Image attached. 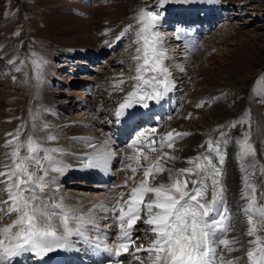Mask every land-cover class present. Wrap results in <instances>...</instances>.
Wrapping results in <instances>:
<instances>
[{"label":"snow or ice","instance_id":"1","mask_svg":"<svg viewBox=\"0 0 264 264\" xmlns=\"http://www.w3.org/2000/svg\"><path fill=\"white\" fill-rule=\"evenodd\" d=\"M194 2L157 0L159 11L151 10L156 5L139 8L134 16L135 28L129 24L116 36L115 42H119L133 32L135 45L130 68L134 74L128 77L132 87L115 109L117 123L135 120L138 106L148 109L149 101L160 102L174 89L173 74L166 63L170 57L158 29L166 5ZM32 64L40 81L46 61L33 60ZM179 70L184 71L183 67ZM120 77L113 82L114 88L126 82L123 72ZM245 122H249L247 113L228 126ZM21 130L22 126L7 134L10 138L5 146L10 151L5 156L10 163L0 168V196L6 197L0 199V221L15 217L8 224H0V264H14L25 254L43 260L58 250H73L77 242L96 253L114 255L115 264L125 254L132 257V264H264V205L257 201L264 191L255 182L257 175L264 177V166L258 165L250 130L235 141L243 201L240 212L245 223L240 236L233 234L236 231L233 213L223 181L225 149L231 140L223 131L219 137L206 139L207 148L201 144L204 151L187 158V166L181 168L168 165L178 159L173 154L176 141L191 133L173 129L157 140L156 128L139 132L128 145L134 148V154L126 157L136 166L129 163L124 169L133 175L126 177L121 185L113 186L127 191L82 211L67 207L48 191L56 182L53 174L62 175L68 169L57 155L63 149L45 146L30 134L21 140ZM46 138L52 141L57 137L49 133ZM112 143L105 140L98 148L90 144L93 151L80 157L82 168L110 171L117 156ZM165 147L170 151H160L154 160L150 159L148 153H157ZM138 172H142V178L137 181ZM164 175L167 178L158 181ZM109 219L112 223L102 229L100 222ZM140 225L144 226L143 238L149 242L136 247L141 236L133 234ZM111 228L118 229L114 247L107 243ZM90 233H95V238ZM237 252L240 255H233Z\"/></svg>","mask_w":264,"mask_h":264},{"label":"bare ground","instance_id":"2","mask_svg":"<svg viewBox=\"0 0 264 264\" xmlns=\"http://www.w3.org/2000/svg\"><path fill=\"white\" fill-rule=\"evenodd\" d=\"M244 3H245L244 1L234 2L230 6H226V5L223 6L221 9L218 7L217 2L211 1V0H202V2H198L195 0L194 3L179 4V5H182L183 9H186L189 11L190 19L194 16L195 10L200 7L201 11L203 12V19L205 21H208L210 18L211 19L215 18L217 14H219V15L221 14V16H222L225 14L237 12L238 10H240L244 6ZM83 8H86V6L84 5ZM260 15L262 16L264 14L262 13V14H259L258 16H260ZM70 16H71V14L68 17H70ZM71 17L76 21H84L86 26L83 27V29L88 31L86 28H88V25H90V24L87 23V19H86L87 17L86 18H83V16H82V18H78V17L74 18V16H71ZM195 18H196V16H195ZM60 21H61L60 22L61 24L64 23V25H66L64 20L63 21L60 20ZM243 24L247 25L248 22L244 21ZM68 28H69V30L70 29L73 30L74 35H75V32L80 30V29H77L75 27H68ZM238 28H240V27H238ZM74 35L70 34L68 37L69 38L75 37ZM162 35H163V37H167V41L172 40V38L168 37L169 36L168 33L163 32ZM249 35L254 37V33H252V32H250ZM76 36L79 39V41L75 40L78 44H81L83 42L85 44L88 43L89 37H90L88 32L83 34V35L81 33L83 41L80 42L81 36L78 33L76 34ZM173 45L176 47L174 48V46H173L171 48H168V50H169L168 56L169 57L172 56L174 53L181 55L184 58H185V56L187 57V55L184 52H183V54L181 53V51H180L181 49L179 48L178 45H175V44H173ZM185 66L184 65L182 66L180 64V62H177L172 67L173 70H170L173 74V79H174V83H175V87L171 91L172 95H174V93L184 89V87H186L187 81H189L188 79L184 80L182 78L184 75L183 74L184 71L181 72L179 70L180 67H183V69L185 70ZM71 68H73V67H71ZM187 69H188V67H187ZM177 70L179 71V73L176 72ZM108 72H107V74L104 72L101 73V74H103V77H102L103 80H100V82L97 83V85H96L97 88L95 90L90 89L92 92L80 91L77 87H75V84H78L79 81L84 80V82L87 83V80H89V78L87 76H84L81 74L78 77L71 76V75H65L66 80L62 79V82H64V86L62 89L52 90V92L50 89L49 92H46V93H48L47 95H52L54 97L58 96V94H60V93L64 94L61 101L58 99L59 100L58 103H61V107H59L58 109H61V108L65 109L68 105V102H71L72 105L76 104L77 110L82 111V113L89 112L90 115L92 116V122H95L94 116H96L97 120H101V119L103 120L106 118L105 119L106 125H109L110 121L108 118L109 117L108 112L105 113L106 108H103L100 105L101 103H103L102 100H100L99 102H96V105L94 107L89 106L87 104V102L91 103L92 102L91 97L93 98V97L99 95L98 98H100V99L113 98V97L119 98L120 99V101L118 102V104H119L120 102H122L124 95L128 91L131 90L132 84L130 85V87H128V88H126V87H127V84L129 82H132V81H130L128 78L127 79L124 78L127 84L126 85H119L117 88V91L119 89H123V91H120V92L116 91L115 93H113V90H112L113 86L108 87L105 82H109L112 79L121 78V77H112L113 73H111L110 71H108ZM108 75H109V77H108ZM111 77H112V79H109ZM75 79H78V81L77 80L75 81ZM192 79H194V78H192ZM68 82H70V83H68ZM192 85H194V84H191V86ZM53 88H56V87H53ZM100 90L103 92H101ZM7 92H9V91H7ZM105 95H108V96H105ZM80 96L85 100V102H86L85 104L83 102H81L82 100L79 98ZM57 98H61V97H57ZM174 99L175 98L172 96L169 106H171L173 104ZM198 101L202 102V101H204V99H202V101H201L200 99L192 98V94L189 95V97H187L184 100L183 108H182L180 114L179 115L177 114L178 116L176 115L177 118L175 119V122L180 121L184 115L191 114L190 115L192 117V118H190L191 119V121H190L191 128L185 129V126H184L185 131H182L181 129L179 130V128H178L179 131L189 132V133H191V135L183 137L182 139L176 141L175 151L173 152V154L175 156H177L178 159L174 162V164L168 165L169 167H174V168L183 167V164H186L185 163L186 159L189 157H193V154L196 153L195 151L197 150V147L199 145L198 142L201 138V135H203L207 132L206 130H203L202 127H208L210 124H212V121H210V120H212V117L214 115L217 116V115L228 113L230 111V109L227 107V105H225V103L223 102V94H218V93L214 94V96L211 97L210 100L205 102L206 105L203 107H197ZM155 104H156V101H150L149 102L150 106L155 105ZM41 109H42V112H44V114H46V110H49L50 108L48 106H45V107L43 106ZM168 110H169V108L165 111H168ZM101 112H103V114H101L99 116V114ZM49 114H52V113H49ZM53 115H55V114H53ZM43 117H45V116H43ZM55 118H57V120H53L54 121L53 123L58 122V121H62V122H59L58 124H54V125H51V124L49 126L47 125L48 127H45V125L42 126L41 127L42 135H43V137L46 138V136H45L46 133H44V132L45 131L47 132L48 129H53L54 127L58 128V131L59 130L61 131L62 135L57 136V138L58 139L63 138L64 142H65V144H64V147H65L64 163L68 166L67 171H65V172H67V174H71L70 172H68V170H72V171H75L77 173L74 175H78L81 177H83V175H94V174H98L99 175L98 177H107L108 175L109 176H116V178L110 184L111 186L110 187L108 185L105 186L103 188L104 190H102V191H99V187L103 184L93 183L92 185L97 184V185H94L97 187V189L93 190L94 191L93 196L84 195V194L81 195L77 192H73V189H70L69 187H67L68 189H65L62 186L60 188V190L62 191L61 193H63V194H61V198H62V201L64 202V204L67 207L72 208V209H80L82 211H86L89 207H91L95 203L105 201L109 197H117L121 191H127L126 188H114L113 187V186H115V184L121 185L124 182L126 177H131L133 175L131 171L124 170L125 166L130 163L129 161H125L123 159V157L125 155L124 153L133 154L132 151L133 152L135 151L134 148H130L128 145L137 136V134L139 132L147 131L150 128H157L155 126H152V124H151L152 121L147 122L146 126H144L137 133H135V135L130 139L129 144L127 146H120L121 142L126 141L125 137L127 136V134H128L127 132H129V131L122 132L118 135L110 136V135H108L109 130H107L104 132L103 136H99L97 134L98 130L95 128V126H93L91 121H84V122L79 121V122H76L75 124H65L64 121L66 120V118H61L58 115H55ZM0 122H1L0 123L1 125L4 124L2 122V120H0ZM169 123H170V121H169ZM187 124L189 127V123H187ZM187 124H185V125H187ZM171 125H172V123H171ZM181 125H183L182 122H181L180 126ZM220 125H221V122H220V124L218 123L217 126L212 128V130L217 129V131L214 133V136H216V137H217V134L219 133ZM155 135L158 137L157 132ZM98 136L102 137V141L98 140ZM159 138H160V136L157 138V140H159ZM46 140H47V138H46ZM105 140H108L110 142L114 141V143H112V147H113V150L117 153V156L113 159L111 165L113 166L116 164V169L112 170V167H110V171H108V172L96 170V171H94V174H92L91 171L86 172L85 169L82 168L83 161L80 159V157L85 153H89V152L93 151V148L89 146L90 144L94 145L95 147L98 148L103 144V142ZM47 141L51 143L55 140H52V141L47 140ZM234 145H236L235 140L233 138H231L230 142L228 143V145L225 149L227 155H226L225 163L223 166V168H224L223 181H224V185L226 186V189H227V191H226L227 202H228V205L231 209V212L233 213V224H234V227L236 229L235 233H233V234L236 236H240L241 233L244 231L241 228V225L244 221V217H243L242 213L240 212V208L243 204V201L240 199L241 173L238 170V165H237V161H236V157H235L236 147ZM122 147L128 148L126 150V152H122V150H121ZM160 151L168 152L170 150L167 149L166 147L162 150H158L157 153H155V155H153L150 159L154 160L156 155H158L160 153ZM191 154H192V156H191ZM121 158H122V160H121ZM131 163H133V166H136L134 162H131ZM141 178H142V172H138L135 176V180L138 181ZM166 178H167L166 175L158 177V181L162 180V179H166ZM71 181H73V180H71ZM71 181H68L67 184L73 183ZM58 183H59L58 186L60 187L61 181H58ZM129 184L131 186L132 182L129 181ZM92 185H90V186H92ZM1 197H2V199L6 198L4 196H1ZM10 222L11 221L4 219V220L0 221V224H8ZM111 223H112L111 219H109L107 221L102 220L100 222L101 228L104 229V228H106V225L111 224ZM143 227H144L143 225H140L133 234L134 237L137 235L141 236V239L139 241H137L136 247H139V245L141 243L147 245L149 242L147 239L143 238V231H142ZM117 232H118V229H116V228H111L110 230H108L109 238L107 241L108 242L115 241V237L117 235ZM90 235L93 236V235H95V233H90ZM245 239H247V238H245ZM233 254H235V253H233ZM141 255H145V254L141 253ZM128 256H130V255H128ZM129 258H132V257L130 256Z\"/></svg>","mask_w":264,"mask_h":264},{"label":"rangeland","instance_id":"3","mask_svg":"<svg viewBox=\"0 0 264 264\" xmlns=\"http://www.w3.org/2000/svg\"><path fill=\"white\" fill-rule=\"evenodd\" d=\"M0 1L3 4V12L5 14L10 13L11 15L15 16V11L12 10L13 0H0ZM211 1H215V0H211ZM220 1H229V0H220ZM239 1L245 2V0H237L234 2H239ZM234 2H232V3L228 2V3L233 4ZM123 4L122 3L118 4L117 10H115L111 14L116 13L119 10H122ZM225 5H223V6H225ZM263 5H264V0L248 1L247 2V8L248 9H246V10L251 11L250 13H248L246 16L242 15L241 18H238V16L232 17L230 14L229 18H226L228 20V22H226V21L223 22V20H220V22H218V24H216L214 26L215 28H213L211 30V31H215V32H209L208 34L203 35V38L201 40H199L200 42L202 41V44L200 45V47H198V48L195 47L190 52V53H192V57H189V58H187V61H184L185 65H186L185 70H188V73L192 74L191 79L196 78V80H194L193 82L188 83L189 81H187L186 85L189 88L194 86V89L189 90L185 94L186 96H185L184 100L187 97H189V95L192 94V98L200 99L201 101H202V99H204V101L207 102L208 100L211 99V97L214 96V94H216V93L222 94L219 92H225L226 93L225 98H224L225 103L228 105V107H230L229 109H231V110L234 109V112H232V114H233L232 116L236 115L241 110L242 100L244 98V95H243V92H240V91L244 87L245 82H247V77L249 75H251L256 70L257 66H259L260 64H264V20H259V19L252 20L247 25L243 24L244 21H242V20H245L248 16H255L256 14H258V11H260V8H262ZM82 7H84V5ZM222 7H220V9ZM99 8L100 7H97V6L93 7L91 16H89L87 18L83 17V18H86L87 23L90 24V25H88V28H86L88 31L83 29V27L86 26L84 21H76L71 17V16H74V18H76V17L82 18V16H77V15L69 13V12L68 13L67 12H53V13H45V14H44V12H41V13L37 12L36 16L32 19L34 21L33 27L43 29L45 31L44 32L45 37L49 38L48 41L51 42L52 44H54L52 40H55V37L58 40L63 39L60 34L58 36H56L55 35L56 32H61L62 30H63L62 33H64V31L69 32L71 29L69 30L68 27H75V28L80 29V30L75 32V35H74L75 37H70V38L67 37L68 39L71 40V41H69L67 39V41H68L67 43L68 44H78L76 41H79V39L76 36V34L78 33L81 36V33L83 35V34L88 32V34L90 35L91 25H94L91 23L94 21V19L97 17V15L101 14V11L99 10ZM250 8L255 9V11L253 12ZM263 8H264V6H263ZM105 12H107L106 9H105ZM262 13L264 14V11L261 12L260 14H262ZM70 14H71V16L68 17ZM25 15H27V9L26 8H25ZM219 16H221V14ZM25 20H26L27 31H30V29H31L30 18H25ZM60 20H62V21L64 20V22L67 26L64 25V23L61 24ZM177 24L178 23H176V25ZM168 25H171V24H168ZM165 26H167V25L165 24L164 27ZM237 26L240 28H238ZM250 32L254 33V37L249 35ZM81 41H83L82 36H81L80 42ZM83 43H81L79 45H82L83 47L93 46L92 36L90 35L88 43H86V44L85 43L83 44ZM49 47L52 48V45H48V48ZM49 50H51V49H49ZM48 54H49V51H47L45 54H42L43 59H44V56L48 55ZM180 64L183 66L182 62H180ZM187 67H188V69H187ZM108 71H110V70L107 69V70H103L102 72L107 74ZM176 72L179 73L178 70ZM62 74L63 73H60V75H62ZM81 74H83V73H80L78 76H80ZM120 74H121L120 72L119 73L113 72L112 77H120ZM108 77H109V75H108ZM112 77L109 79H112ZM128 77H129L128 73H126V74L123 73V78L127 79ZM243 79H245V80L243 81ZM101 80H103V79H101ZM14 82H16L15 84H16L18 89L23 90L25 88V84L22 83L21 81H14ZM126 84L127 83L125 82L122 85H126ZM191 84H194V85L191 86ZM107 86L109 87L110 85L107 84ZM0 91H2V90H0ZM212 92H215V93H212ZM8 93L6 92L5 96H8ZM200 93H201V95H200ZM3 94H4V92H3ZM61 98H63V97H61ZM80 98H82V97L80 96ZM81 100L85 101L84 99H81ZM184 100H183L182 105L181 104L179 105V108H183ZM83 101H81V102H83ZM258 102L260 103L259 105H257L259 108L264 107V101H258ZM197 103L200 104L201 102L198 101ZM205 105H206V103L202 104V106H200V107H203ZM180 112L181 111H179L178 113H174L171 117H169L167 119V122L164 126V130H165L164 133H167L166 130H169L168 128H174V130H176L177 132H181V131H179L180 129L182 131H185L186 128L187 129L191 128V126H190L191 125L190 124V121H191L190 118H192L191 116L187 120H183L184 119V116H183V118L180 121L175 122V119L180 114ZM258 113L260 114V112H258ZM221 116H223V114ZM54 117H55V115H54ZM187 117H189V116H187ZM215 118H217L216 115H214L212 117V119H215ZM237 118L238 117H236V118L234 117L231 122H233ZM261 118L263 119L264 116H261ZM169 121H170V123H169ZM181 122L183 125L180 126ZM186 122L189 123V127H188V124ZM171 123H172V125H171ZM212 123H213V121H212ZM230 123L228 122V125ZM185 124H187V125H185ZM46 125H48V124H46ZM166 126H168V127H166ZM184 126H185V129H184ZM155 127H157V126H155ZM240 127H241V125H240V123H238V128H240ZM178 128H179V130H178ZM226 128L228 131H231V127L227 126ZM216 131H217V129H215V130L210 129L207 132L208 133L212 132L214 135V133ZM44 133H46V131ZM208 138L209 137H207L206 139H208ZM48 143H50V142H48ZM132 153L134 154L133 151H132ZM92 184H93V182L88 183L87 185H92ZM94 185H97V184H94ZM94 185H92L93 187H91V188L93 190H96L97 187ZM65 189H68V188L65 187Z\"/></svg>","mask_w":264,"mask_h":264}]
</instances>
